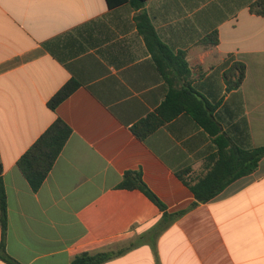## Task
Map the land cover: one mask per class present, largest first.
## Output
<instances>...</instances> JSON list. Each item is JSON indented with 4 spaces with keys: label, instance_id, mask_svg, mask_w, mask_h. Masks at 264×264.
I'll return each mask as SVG.
<instances>
[{
    "label": "crops",
    "instance_id": "crops-1",
    "mask_svg": "<svg viewBox=\"0 0 264 264\" xmlns=\"http://www.w3.org/2000/svg\"><path fill=\"white\" fill-rule=\"evenodd\" d=\"M257 1L147 0L138 10L107 0H0V177L13 259L71 264L84 252L126 250L105 264H264V158L194 206L177 174L205 177L217 137L186 112L145 140L132 132L188 78L220 135L242 150L264 147V16L250 10ZM140 12L174 56L186 53L190 75L175 64L161 71ZM215 32L217 45L202 43ZM236 62L247 67L239 88L224 76ZM71 81L77 90L50 109ZM58 119L73 133L34 191L18 161ZM131 171L142 172L169 214H184L170 220L140 190L119 188Z\"/></svg>",
    "mask_w": 264,
    "mask_h": 264
},
{
    "label": "trees",
    "instance_id": "trees-1",
    "mask_svg": "<svg viewBox=\"0 0 264 264\" xmlns=\"http://www.w3.org/2000/svg\"><path fill=\"white\" fill-rule=\"evenodd\" d=\"M146 1L147 0H107L111 7L119 3L131 2L138 10L143 7ZM250 10L258 16H264V0H259L254 3ZM137 21L150 50L156 55L155 60L159 64L161 71L165 74V68L175 64L177 65V70L181 71L182 74L190 75V69L186 62V53L181 52L178 56H174L171 50L159 38L150 18L145 12H140L137 15ZM202 43L205 45H217L219 43L218 33L215 32L209 35ZM180 65L181 68L178 67ZM246 75L247 67L240 62L234 63L224 74L227 83L233 88L241 87L245 81ZM78 87L79 84L75 81L67 83L50 100L48 104L49 108L55 110L63 101L70 97ZM184 112L193 116L212 136H216V143L219 147L218 153L210 158V161L215 163L213 169L196 183L189 182L186 179L189 170H183L177 174L178 178L187 185L195 195L197 202L194 206H196L199 203H207L213 200L230 183L255 172L260 161L264 158V147L255 148L253 150H242L228 142L225 136L220 135L221 128L213 116L212 106L201 98L192 88L188 78H185V82L181 89L170 90L169 95L161 107L150 114L146 119L134 125L132 132L138 139L145 140L167 122L172 121ZM72 133L73 131L67 123L61 119L56 120L18 161L19 170L34 191H38L42 187ZM1 170L2 165L0 162V171ZM119 188L140 190L155 203L170 220L178 219L184 214V212L174 215L169 214L166 206L145 184L142 172H127ZM0 222L2 227L0 260L6 264H20L7 253L6 249L8 209L7 194L2 177H0ZM125 252L126 250L100 252L96 254L84 252L77 255L71 264H105Z\"/></svg>",
    "mask_w": 264,
    "mask_h": 264
}]
</instances>
